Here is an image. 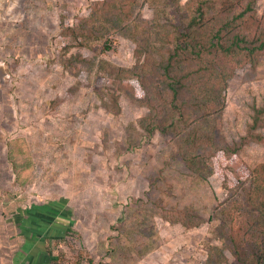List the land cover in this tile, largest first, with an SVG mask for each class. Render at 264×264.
<instances>
[{
  "label": "rangeland",
  "instance_id": "obj_1",
  "mask_svg": "<svg viewBox=\"0 0 264 264\" xmlns=\"http://www.w3.org/2000/svg\"><path fill=\"white\" fill-rule=\"evenodd\" d=\"M98 1L0 0V264L53 257L54 264H239L219 226L221 211L244 201L246 189L228 188L220 171L193 176L179 149L196 129L214 130L220 145L242 141L252 104L264 98V63L235 71L223 114L150 134L141 125L145 105L123 91L118 101L108 94L116 84L105 65L133 67L139 46L157 59L168 55L175 7L138 0L130 28L111 27L84 47L60 35L62 21ZM254 4L264 18V0ZM64 42L71 45L59 58ZM13 137L27 140L35 163L25 187L8 159ZM220 155L248 174V164L264 159V144ZM196 213L205 221L190 226Z\"/></svg>",
  "mask_w": 264,
  "mask_h": 264
},
{
  "label": "trees",
  "instance_id": "obj_2",
  "mask_svg": "<svg viewBox=\"0 0 264 264\" xmlns=\"http://www.w3.org/2000/svg\"><path fill=\"white\" fill-rule=\"evenodd\" d=\"M137 2L100 0L86 15L62 21L60 35L73 36L78 41L74 44L80 47L107 38L111 27L122 28L133 21ZM163 2L173 5L176 12V17L167 24L171 46L168 55L157 59L150 49L139 46L140 57L133 67L105 65L116 84L108 94L118 101L123 91L145 105L148 113L141 119V125L150 134L178 133L190 124L194 115L223 114L226 88L235 71L249 64L257 67L264 63V18L257 13L255 0H243L241 5L240 0ZM70 45L64 42L56 49L59 58ZM130 78L137 79L141 91L131 85ZM251 110L242 141L220 145L214 130L211 133L196 129L185 135L186 144L180 147L179 157L193 176L205 179L220 171L228 188L246 189L244 201L234 198L221 211L219 233L239 264H264V159L248 164V174H239L220 155L240 152L241 145L249 141L264 144V98L255 101ZM7 147L15 182L25 187L35 172L29 144L24 137H13ZM204 221L205 217L196 213L190 226ZM54 260L57 257L50 264Z\"/></svg>",
  "mask_w": 264,
  "mask_h": 264
}]
</instances>
